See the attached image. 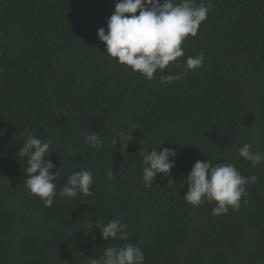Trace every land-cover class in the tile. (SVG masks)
I'll use <instances>...</instances> for the list:
<instances>
[{"label":"trees","instance_id":"16d2710c","mask_svg":"<svg viewBox=\"0 0 264 264\" xmlns=\"http://www.w3.org/2000/svg\"><path fill=\"white\" fill-rule=\"evenodd\" d=\"M116 2L0 0V264H88L127 243L143 264H264V163L238 154L246 143L264 153V0H203L207 19L182 43L184 56L151 80L98 39ZM200 53L201 68L161 82ZM116 131H134L126 154ZM91 132L100 148L85 142ZM27 133L52 141L46 159L60 175L51 207L25 186ZM160 146L176 151L175 167L146 188L142 158ZM197 160L258 177L239 209L213 216L215 201L183 199ZM81 169L93 173L92 194L61 197ZM113 219L129 225L127 240L101 238Z\"/></svg>","mask_w":264,"mask_h":264},{"label":"clouds","instance_id":"9594fccd","mask_svg":"<svg viewBox=\"0 0 264 264\" xmlns=\"http://www.w3.org/2000/svg\"><path fill=\"white\" fill-rule=\"evenodd\" d=\"M210 3L203 0H118L114 13L107 20V28L98 29V39L104 43L106 54L117 58V62L126 65L133 72H139L147 79L163 71L170 63L184 56L182 43L189 35L195 37L202 22L207 19ZM137 12L139 13L137 15ZM128 14V15H126ZM204 55L189 56L185 61L184 72L178 75H162V83H173L188 71L201 68ZM131 132L116 131L113 139L115 147L122 153H127L132 142ZM27 139L18 151L20 158L26 157V188L38 196L45 207H51L57 196L56 183L60 175L49 156L51 139L41 140L33 133H27ZM85 142L93 148H100L102 140L95 133L85 134ZM238 154L244 160L250 161L252 167L264 163V153L253 151L251 144H244ZM177 153L171 148L153 149L143 155L142 180L146 188L154 184L157 174L168 176L175 167ZM169 157L172 159L170 160ZM212 160H197L186 177L187 191L183 199L193 207L216 202L212 209L213 216L227 214L229 208L237 210L241 197L247 196L245 185L254 184L258 177L242 176L235 165L231 163H215ZM111 178L112 171H108ZM172 182L169 179L168 184ZM93 173L87 169L73 172L67 177L66 183L60 189L61 197L75 199L83 194L90 196ZM104 240H127L129 232L127 223L113 219L98 227ZM145 259L142 249L132 243L123 247L107 246L99 258H88V264H143Z\"/></svg>","mask_w":264,"mask_h":264}]
</instances>
